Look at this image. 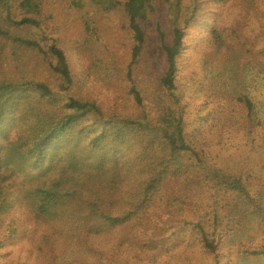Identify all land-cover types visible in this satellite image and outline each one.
I'll return each instance as SVG.
<instances>
[{
  "label": "trees",
  "instance_id": "1",
  "mask_svg": "<svg viewBox=\"0 0 264 264\" xmlns=\"http://www.w3.org/2000/svg\"><path fill=\"white\" fill-rule=\"evenodd\" d=\"M163 1L170 43L155 0H0V214L12 207L10 180L38 167L44 172L33 175L37 217H78L97 232L131 227L142 238L159 226V216L185 219L191 200L180 187L192 180L214 200L232 193L253 198L252 181L218 167L207 145L188 137L179 60L205 0ZM235 1L242 17L217 32L232 48L257 58L264 53V0ZM110 13L118 18L121 52L102 36L101 19ZM251 20L257 26L247 31ZM155 28L165 70L151 79L144 56ZM69 48L100 79L127 87L136 106L122 114L88 94ZM237 100L250 115L252 100L245 94ZM15 128L20 132L13 137ZM203 243L215 251L205 235ZM54 244L45 238V247ZM248 252L264 257V242Z\"/></svg>",
  "mask_w": 264,
  "mask_h": 264
},
{
  "label": "rangeland",
  "instance_id": "2",
  "mask_svg": "<svg viewBox=\"0 0 264 264\" xmlns=\"http://www.w3.org/2000/svg\"><path fill=\"white\" fill-rule=\"evenodd\" d=\"M155 2L157 21L166 33L165 42L170 43L168 6L163 0ZM202 9L199 21L187 30L179 60L178 88L188 137L206 144L218 167L252 181L253 198L232 193L227 199L214 200L211 192L192 180L180 187L191 200L185 219L159 216V226L142 238L131 227L97 232L84 228L78 217H37L33 175L44 170L34 168L29 176L21 174L10 180L12 207L0 214V264H264V257L248 252L264 242V53L257 58L247 55L218 33L242 17L235 0H205ZM101 22L102 36L121 52L117 16L105 14ZM248 23L247 31L257 26L254 20ZM162 46L156 28L151 30L144 56L151 79L164 73ZM67 55L74 71L85 75L88 94L105 108L123 114L136 106L127 87L100 79L76 50L69 48ZM243 94L252 100L250 115L237 100ZM19 132L15 128L12 136ZM204 235L214 242L215 251L206 248ZM47 236L54 239L51 248L45 247Z\"/></svg>",
  "mask_w": 264,
  "mask_h": 264
}]
</instances>
